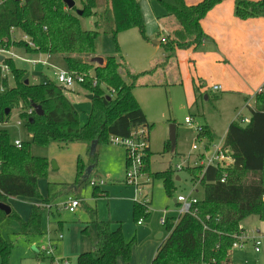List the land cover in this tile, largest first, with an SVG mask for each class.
<instances>
[{
	"label": "trees",
	"instance_id": "16d2710c",
	"mask_svg": "<svg viewBox=\"0 0 264 264\" xmlns=\"http://www.w3.org/2000/svg\"><path fill=\"white\" fill-rule=\"evenodd\" d=\"M223 0H200L186 4L184 0L163 3L168 16L176 26L163 44L168 55L179 49H196L205 34L201 20L215 5ZM234 16L239 19L264 17V0H233ZM79 5L68 8L63 0H1L0 45L20 47L28 53L46 54L63 60L65 67L84 76L80 83L92 95L91 108L86 121L81 124L64 87L49 79L44 82H25V69L17 67L11 59H5L13 76V84L0 80V123L9 120L14 108L24 110L22 118L31 142L40 145L50 143L86 145L89 161L81 159L76 164L75 189L90 181L96 167L95 157L100 143L109 136L132 137L139 128L144 129L146 141L142 162L151 155L148 144L152 127L133 94L141 73L135 72L121 54L117 37L129 28H137L144 35V21L138 0H78ZM81 11V14H78ZM94 17V29L83 27V18ZM45 27V30L43 29ZM19 30L28 35L35 48L11 39V33ZM102 31L108 33L116 54L103 58L101 64L92 62L96 37ZM161 43V41H160ZM149 72L144 71L143 73ZM198 89V87H197ZM33 105H39L42 113H36ZM30 113H28V111ZM198 139H211L207 125L196 131ZM96 140L94 150L92 142ZM224 143L232 150L233 164L227 169L207 167L199 183L203 198L197 200L192 213L166 217L163 225L167 236L161 241L150 264H231L230 251L234 237L241 230V221L255 215L264 222V89L255 95L249 122L233 120L228 124ZM30 142H22L17 148L9 141L5 130H0V202L8 204V198H40L37 187L39 177L45 175L46 161L30 153ZM172 146L171 140L164 149ZM199 168V169H198ZM191 173L201 172V167L188 168ZM226 172L225 180L220 178ZM193 175V174H192ZM153 178L163 180L170 191L173 186L170 171L152 173ZM93 197L106 196L105 191L93 186ZM49 201H52L47 197ZM150 201L133 202L135 223L148 214ZM95 237L91 249L77 255V264H118L121 259L128 264L132 256L135 237L126 240L122 221L101 219L96 207L84 204ZM33 204L27 219H23L11 207L9 213L0 209V223L6 217L13 218L19 226V234L40 235L42 211ZM48 214L52 213L47 211ZM57 222L61 223L60 220ZM116 227H114V225ZM87 228L82 229L86 232ZM13 243L0 235V264H10ZM41 259V258H40ZM42 263V262H41Z\"/></svg>",
	"mask_w": 264,
	"mask_h": 264
},
{
	"label": "rangeland",
	"instance_id": "374dc122",
	"mask_svg": "<svg viewBox=\"0 0 264 264\" xmlns=\"http://www.w3.org/2000/svg\"><path fill=\"white\" fill-rule=\"evenodd\" d=\"M138 1L146 38L135 27L121 31L117 37L121 54L135 72L141 73L133 94L145 113L148 123L152 125L148 141L151 155L149 161L146 164L142 162L140 167L138 188L135 189L134 186L125 183L126 147L114 144L108 138L107 142L100 143L97 147L96 167L90 180L105 181V184L98 188L101 191L108 189L109 195L93 197V186L89 183L76 190L77 160L81 159L84 165H87L89 161L86 145L82 143L40 145L31 142L26 119L20 117L24 110L14 108L9 120L0 123V130L6 131L12 143L14 140L30 142V153L44 158L47 165L45 175L37 180L40 198H10V206L23 218H28L33 204H39L45 209L41 213L42 234L40 236L19 234L18 223L10 217H6L0 223V235L13 243L9 257L10 264H40L41 262L47 264L51 258H48L49 256L44 252H39L38 248L45 244L48 236H55L58 220L62 222L61 227H63L60 230L63 238L51 242L54 246L52 256L55 259H69L71 264H77L76 258L79 253H76V250L85 247L90 250V240L94 234V227L89 223L84 204L96 207L101 218L123 221L121 227L124 237L130 240L134 235L136 236L138 226L133 218L132 203L134 200L150 201L148 214L141 218L142 225L151 232L139 244L142 245L150 239L160 242L167 236L162 219L176 216L178 213V205L174 199L178 195H191L193 200L203 198V187L199 183L200 171L191 173L192 171L187 169L197 167L194 166V162L198 155L204 152V145L224 141L227 126L231 121L238 120L242 123L240 121L242 116L250 117L251 108L248 104L253 106L255 89L249 88L248 91L244 89L241 93L225 89L221 85L222 90L215 93L209 91V87L214 83L221 84L217 80L218 66L214 64L200 66L201 75L199 74L197 78L193 74V62L185 49H179L178 53L176 51V54L168 55L163 44L168 39L166 36L171 32L168 27L172 28L171 21L176 25L174 18L167 15L160 0ZM162 1L172 3V0ZM75 5H79L78 0H75ZM94 20L92 16L83 18V27L89 30L94 29ZM21 33L15 31L14 35L20 37ZM162 36H165V41H161V45H156L154 41H159ZM95 44V56L105 58L116 54L114 43L108 33L100 31ZM15 51L24 54V50L20 47H17ZM27 56L34 57V54L28 53ZM15 64L25 69V77L31 83L44 82L48 78L55 82L53 74L55 69L49 65L39 63L33 66L19 60H16ZM53 64L65 67L63 60ZM148 70L149 72L142 74ZM257 73L258 71L254 68L252 75ZM234 75V78L243 84L250 86L254 83V78L248 79L245 74L236 72ZM9 79L12 85L13 79L11 77ZM238 81L235 82L239 84ZM197 85L199 90L196 88ZM205 90H207L206 93ZM65 94L77 111L80 123L83 124L91 108V101L87 97L88 90L75 84L66 90ZM186 116L192 117L191 125L184 122ZM204 124L211 132L210 140L206 137L200 139L196 137L197 128ZM171 130L174 133V142L168 150H165L164 146L169 140ZM194 145L197 149H193ZM177 165H180L181 169H176ZM160 171H170L173 181L170 191L163 186L162 179L152 177V173ZM47 197L52 201H49ZM74 197L80 198L82 204L74 212H70L63 205L69 200L68 198ZM46 210L52 213L48 214ZM86 224L89 227L83 233L82 229ZM133 225L134 231L129 235L128 227L132 228ZM240 226L243 229L242 236H258L261 244L258 246V251H255L252 240L246 241L242 248H232L230 263L264 264V222L257 216L250 215L241 221ZM159 233L162 234V239L156 237ZM139 244L135 241L133 249Z\"/></svg>",
	"mask_w": 264,
	"mask_h": 264
},
{
	"label": "crops",
	"instance_id": "0c3cea01",
	"mask_svg": "<svg viewBox=\"0 0 264 264\" xmlns=\"http://www.w3.org/2000/svg\"><path fill=\"white\" fill-rule=\"evenodd\" d=\"M184 1L186 4H195L200 0H184ZM233 11H234L233 0H223L219 4L215 5L211 10L207 12V14L201 20V27L205 34V37L203 38L202 42L200 43V45L197 46L196 49H187L185 51L188 53L187 55L193 62L192 70H193V74L196 75L197 78H199V74L201 75L200 66H203L205 64H209V65L214 64L218 66L217 71L219 77L217 80L220 81L221 83L219 84L220 86L222 85L223 87H225V89L236 90L240 92L244 91V89H246L247 91L249 90V88L255 89L253 106L248 104V107L253 108L255 104V95L258 93L261 87L262 88L264 87L263 85L264 84V17L239 19L234 16ZM175 26L176 25L171 21L172 28L168 26L169 30L172 32ZM15 31H19V30L12 31L11 39L17 41L19 39V36L15 37L14 35ZM170 33H168V35H170ZM168 35L166 37H168ZM164 37L165 36L160 37V40L154 41V43L156 45H161L160 43L161 38ZM176 51L178 53L179 50ZM42 55L43 57L47 56L48 62L52 64L58 60H61L60 58L55 56H50L46 54H42ZM254 68H256L258 73L252 75ZM236 72L245 74L248 79L254 78V83L249 86L246 85V83L243 84L239 82L237 79L234 78L235 77L234 74ZM49 79L50 78H48V80ZM235 81L236 82L238 81L239 84H237ZM198 86L199 85H197L196 88ZM212 86L209 87V91L215 93V90L212 89ZM222 86L220 90H222ZM206 92L207 90H205V93ZM102 191H105L106 195H109L108 189H104ZM8 202L10 206V198H8ZM175 203L177 204L176 201ZM80 204H82V201H80ZM132 207H133V203H132ZM23 219H27V218H23ZM113 221H121V220H113ZM61 225L62 222L61 223L57 222L56 225V227L58 228L57 233L55 234V236H51V237L48 236L47 240L50 239L51 242L58 241L57 234L61 233L60 229L63 227V226L61 227ZM115 226L116 225H114V227ZM87 227H89L88 224L84 226V228ZM128 229H129L128 230L129 235H131L134 231V225L132 228L131 226H129ZM53 231L55 232V229ZM94 237H95V231L91 240ZM134 237L136 238L135 235ZM161 241L160 242L153 241L152 239H150L142 243V245L138 243L139 245H137L135 249H133L132 251V256L128 264H150ZM84 251H88L86 247L79 248L78 250H76V253H81ZM118 264H124V263L121 259H119Z\"/></svg>",
	"mask_w": 264,
	"mask_h": 264
},
{
	"label": "built area",
	"instance_id": "2783aa9c",
	"mask_svg": "<svg viewBox=\"0 0 264 264\" xmlns=\"http://www.w3.org/2000/svg\"><path fill=\"white\" fill-rule=\"evenodd\" d=\"M45 30V27L43 28ZM17 41H21L25 44V46L29 48H35L34 42L30 39V37L24 33L21 34L19 39ZM161 41H165V38H161ZM17 47L14 45H10L8 47L1 46L0 45V55H3V59L0 60V80H7L10 84V77L13 79L11 69L8 65V63L4 62L5 59H11L14 63L16 60L27 62L33 66L41 63L44 65H49L50 67H53L55 71H53L55 81L58 85L64 87L65 89H69L73 87L75 84L80 85L84 81V76L81 74H77L73 71L68 70L66 67H58L55 66L52 63H49L47 60V56L43 57L41 53L34 54V57H28L26 50L24 47L22 48L24 50V54L17 53L15 51ZM1 90L3 87L0 88ZM212 89L215 91H219L221 89V86L219 84H215L212 86ZM264 89V87L260 88L258 92H261ZM31 110L28 111L30 113ZM240 121L245 124L249 122V118L247 117H241ZM184 122L188 125H191L193 123V119L190 116H186L184 119ZM20 124V122H18ZM198 129V128H197ZM144 129L139 128L136 130L132 137H117V136H109L110 142L118 145H123L126 147V164L127 168L125 171L124 179L125 183L127 185H132L135 187V189L138 188L139 185V177H140V167L142 165L143 155H144V149L146 147V141L142 138V133ZM13 144L20 148L22 145V142L20 140H14ZM193 149H197V147L194 145ZM233 155L232 150L225 145L224 141H221L220 143H206L204 145V152H202L200 155H198L196 161L194 162V166L201 167V172L199 174V178L202 176V173L204 170L209 167H215V168H221V169H227L233 164ZM176 169H181L180 165L176 166ZM226 177V172L223 173V176L220 178V181H224ZM89 184L95 187H101L105 184V181L103 180H97V179H91L89 181ZM264 198V196H263ZM138 201V200H135ZM141 201V200H140ZM197 200L191 199V195L184 196V195H178L176 197V202L178 204V210L177 215H181L184 213H192L196 216V211L192 210L193 204ZM145 202V201H142ZM80 200L78 198H71L69 201H67L63 207L70 211L74 212L76 208L79 206ZM165 219H162V224L164 223ZM137 225H142V220H138ZM242 230L235 235L234 241L232 242V248H242L244 246V243L248 240H252L254 243V249L255 251L259 250V245L261 244L260 239L258 236H242L241 235ZM63 235L62 233H59L57 236V239H62ZM53 244L51 243V240L48 239L45 244H42L39 246L38 250L39 252H44L45 255H48V258H51L47 264H71L69 259L61 258V259H55L52 256V249Z\"/></svg>",
	"mask_w": 264,
	"mask_h": 264
},
{
	"label": "water",
	"instance_id": "95a60500",
	"mask_svg": "<svg viewBox=\"0 0 264 264\" xmlns=\"http://www.w3.org/2000/svg\"><path fill=\"white\" fill-rule=\"evenodd\" d=\"M63 1H64V3L66 4V6L68 8H73L75 6V0H63ZM78 14H81V11H78ZM2 59H3V55H0V60H2ZM91 61L92 62H95L97 64H101L103 62V58L102 57L95 56V57H92ZM25 82L27 83L28 80L25 79ZM87 97L89 99H91L92 98V95L91 94H88ZM33 107L35 108L36 113H38V114H41L42 113V109H41V107L39 105H33ZM173 135H174L173 130H171L170 131L169 138L171 140L172 145H173V142H174ZM96 143H97L96 140H94L92 142V144H91V150H94V148L96 146ZM175 201H176V198L174 199V202ZM0 209L3 210L6 213H9L10 210H11V207L8 204H5V203L0 202ZM150 232L151 231L147 227H145L143 225H138L137 228H136V241L138 243H140L142 240H144L150 234ZM161 236H162V234L159 233L156 237L157 238H161ZM40 264H42V263H40Z\"/></svg>",
	"mask_w": 264,
	"mask_h": 264
}]
</instances>
